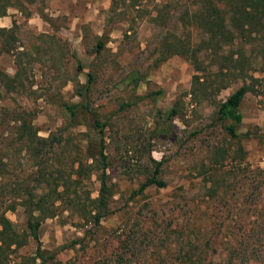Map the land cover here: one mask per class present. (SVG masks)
<instances>
[{
	"label": "rangeland",
	"instance_id": "1",
	"mask_svg": "<svg viewBox=\"0 0 264 264\" xmlns=\"http://www.w3.org/2000/svg\"><path fill=\"white\" fill-rule=\"evenodd\" d=\"M136 1L135 7H127L130 0H123L116 12L108 11L110 0H20V6L16 3L8 9L5 20H10V27L14 22L17 36L12 53L25 54L19 60L24 88L7 93L0 86V159L7 165V172L0 170V215L18 238L23 237L21 204L27 197L25 188L37 186L32 178L41 162L49 170H62L64 178L71 174V181L65 182L70 186L68 197L46 205L55 215L40 224L41 248L53 250L80 240L48 264H192L196 259L186 260L188 249L205 251L203 264H264V141L242 140L240 162L237 143L224 133L213 113L215 103L245 80L254 93L242 99V121L236 131L264 134V55L259 42L241 47L236 41L224 47V56L231 53L236 59L240 54L243 73L236 67L235 79L227 88L214 96L194 98L189 95L192 76L213 80L216 63L211 65L212 59L203 55V71L195 72L178 55L162 62L157 58L163 39L200 40L201 33L186 26V17L197 5L194 0ZM96 37L104 43L97 57L93 54ZM13 60L11 53L0 52V70L13 75ZM75 60L95 75L90 108L92 117L105 121L103 154L113 213L98 227L86 223L87 216L81 217L83 211L92 210L98 195L97 165L82 162L77 177L69 163L72 158L83 159L86 150L98 158L99 135L92 118L68 127L55 104L57 99L78 101L74 87L76 82L84 83V76L75 70ZM131 70H138L146 80L134 89L121 83ZM155 92L160 93L147 95ZM207 92L213 91L207 88ZM122 103L130 105L119 109ZM170 108L176 115L167 120ZM14 119L32 127L29 152L22 150L16 131L19 123ZM50 135L58 142L53 148L46 140ZM40 148L43 155L33 159L34 149ZM156 162H161L158 178L165 186H149L131 198ZM242 234L249 236L247 245L255 254L249 257L251 262L228 257V247ZM140 235L152 242L144 251L136 242ZM126 239H131V247L125 249L120 242ZM35 246L29 237L16 249L1 245L5 257L0 255V264H38L30 260Z\"/></svg>",
	"mask_w": 264,
	"mask_h": 264
},
{
	"label": "trees",
	"instance_id": "2",
	"mask_svg": "<svg viewBox=\"0 0 264 264\" xmlns=\"http://www.w3.org/2000/svg\"><path fill=\"white\" fill-rule=\"evenodd\" d=\"M20 0H0V18L7 15L9 8H12L17 3L19 5ZM123 0H110L109 12H116L118 6L123 5ZM136 0H130L127 7H135L137 4ZM194 9L191 11L189 16L186 12V26H189L201 33V38L197 42H191L189 39L183 41L179 38H174V41H167L165 39L159 42V55L158 61L162 62L168 57L178 55L187 60L192 66L195 72L203 71L201 57L204 55L206 58L209 56L211 65L216 63L218 71L215 75L219 82H216L215 78L207 82L202 78L201 75H193L192 83L190 85L189 95L196 97L200 95L203 98L217 95L221 90L227 88L235 78L233 77L232 70L236 67L241 69L240 73H243L244 60L240 57L233 59L231 53L229 55H223L222 50L224 47L232 46L236 41H240L242 47L245 43L258 41L259 51L264 55V0H194ZM184 29L186 27H183ZM17 41L15 33V24L12 21V26L9 28L0 27V52L11 53L14 65L13 75H8L0 70V86L7 93H15L23 90L24 85L21 78L20 63L21 56L25 55L22 53L13 54V44ZM243 44V45H242ZM104 48V43L101 37H96L93 54L99 56ZM20 55V56H18ZM73 57V56H72ZM17 58V59H15ZM214 60H217L216 62ZM234 62V63H233ZM75 70L79 73H83L84 83L80 84L76 82L74 87V95L78 98L77 102H65L62 99H57L55 104L62 110L67 118L68 127H76L83 125L87 119L92 118V127L98 133V158L95 155H91L88 150L85 151L83 159L72 158L69 163L70 172L75 174L77 177L81 174L82 162L91 160L92 165H97V181L99 182L98 195L93 200L92 210L84 212L80 206L79 211L82 212V218L87 216L86 223H89L91 227H98L99 223L106 216L113 213L109 209V202L112 198V192L109 185H107L106 168L107 162L106 157L103 154L104 141L102 138L103 128L105 121L99 122V120L93 116L90 108L89 94L93 83H95V75L88 69L84 70V67L80 62L75 60ZM222 70H225L223 72ZM226 76L233 77L231 80H223ZM246 78V77H245ZM250 80H253L250 78ZM223 81V82H222ZM254 81V80H253ZM145 75L138 70H131L121 80V83L126 87L136 88L138 84L145 83ZM207 88L213 92H207ZM160 92L148 93L147 95L159 94ZM246 93H254L249 82L243 80L241 84L231 92L223 101H219L214 105L215 120L220 124V127L224 133L237 143L236 155L238 160H243V153L239 143L242 140L247 139H262L264 141V134H258L252 131H245L243 133H237V128L240 126L242 121V115L240 112V105L242 99ZM136 99H142V97H136ZM213 98L210 102H213ZM130 104H121L119 109H122ZM176 115V110L170 108L165 114L167 120H170ZM21 121V120H20ZM16 125L19 120L14 119ZM17 137L23 151L29 152L32 149L31 141L28 140L32 137L31 125L22 120L18 126H16ZM196 135L195 133L192 134ZM48 147H55L58 142L55 140L53 135L46 138ZM46 140H43L46 142ZM31 145V146H30ZM40 145V144H39ZM42 146V145H41ZM31 147V148H30ZM43 148V146H42ZM79 155L81 152L79 151ZM43 153L40 149H34L32 153L33 159L41 158ZM77 165L75 168L74 166ZM161 162H156L155 166L150 174L142 183L138 185L136 190L131 192V198L140 195L149 186L156 188H163L165 183L158 178L159 167ZM7 165L0 159V170L6 171ZM37 168L33 172L32 182H36L37 186L33 190H26V199L23 200L21 206L23 207V213L25 215V233L23 237L18 238L16 232L12 230V226L3 215H0V255H2L1 245L8 249L11 245L15 248H19L26 242V238H31L35 243V250L30 260L33 262L38 261V264H48L54 260L55 256L65 250L66 248L72 247L79 243L80 240H73L66 246H59L53 250H44L41 248L40 241L38 238V229L44 218L54 217V210H50L47 206H53V204L63 197H68L66 194L69 190V185L65 182L71 181V174H68L66 178L63 176V171L60 170H49L47 167H43L41 162H37ZM264 172V170H263ZM54 175V176H53ZM264 181V176L262 177ZM25 182V181H22ZM61 183V184H60ZM77 182H75L76 184ZM61 186V190L60 186ZM44 188H43V187ZM42 187V189H40ZM46 188V189H45ZM75 187H72V193L75 194ZM214 190H212L213 192ZM70 199V198H68ZM241 203H239L240 205ZM76 205V204H75ZM140 234V233H138ZM240 235L235 238V244L228 247V257L237 258V260H244L251 262L252 259L249 257L254 256V253H250L247 245L249 242V236ZM215 237V236H214ZM138 247H141L144 251L149 245H152L151 240L146 238L136 237ZM133 240V238L131 237ZM121 241V246L126 249L129 245V240ZM214 239V238H213ZM135 240V239H134ZM212 244V242L210 243ZM122 248V247H121ZM122 250V249H121ZM205 251H198L194 249L186 250V260L196 259V262L192 264H203L205 259ZM134 255V254H131ZM221 255V253H220ZM119 257H122L120 254ZM143 264H153L150 261H145ZM187 264V263H186ZM235 264V261L232 263Z\"/></svg>",
	"mask_w": 264,
	"mask_h": 264
},
{
	"label": "crops",
	"instance_id": "3",
	"mask_svg": "<svg viewBox=\"0 0 264 264\" xmlns=\"http://www.w3.org/2000/svg\"><path fill=\"white\" fill-rule=\"evenodd\" d=\"M2 23L3 24H0V27L1 28H9L10 27V20H5V16L2 17Z\"/></svg>",
	"mask_w": 264,
	"mask_h": 264
}]
</instances>
